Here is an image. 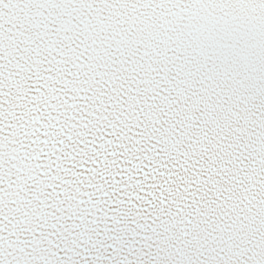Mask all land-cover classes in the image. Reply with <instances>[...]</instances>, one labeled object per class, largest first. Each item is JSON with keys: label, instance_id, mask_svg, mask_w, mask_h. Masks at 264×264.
Returning <instances> with one entry per match:
<instances>
[{"label": "snow or ice", "instance_id": "snow-or-ice-1", "mask_svg": "<svg viewBox=\"0 0 264 264\" xmlns=\"http://www.w3.org/2000/svg\"><path fill=\"white\" fill-rule=\"evenodd\" d=\"M0 264H264V0H0Z\"/></svg>", "mask_w": 264, "mask_h": 264}]
</instances>
